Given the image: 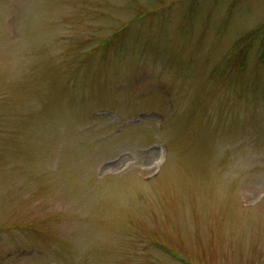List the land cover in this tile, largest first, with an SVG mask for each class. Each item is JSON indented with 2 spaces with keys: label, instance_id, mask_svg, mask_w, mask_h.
Wrapping results in <instances>:
<instances>
[{
  "label": "rangeland",
  "instance_id": "1",
  "mask_svg": "<svg viewBox=\"0 0 264 264\" xmlns=\"http://www.w3.org/2000/svg\"><path fill=\"white\" fill-rule=\"evenodd\" d=\"M0 264H264V0H0Z\"/></svg>",
  "mask_w": 264,
  "mask_h": 264
}]
</instances>
